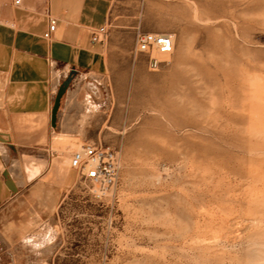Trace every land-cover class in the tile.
Listing matches in <instances>:
<instances>
[{
    "label": "rangeland",
    "instance_id": "obj_1",
    "mask_svg": "<svg viewBox=\"0 0 264 264\" xmlns=\"http://www.w3.org/2000/svg\"><path fill=\"white\" fill-rule=\"evenodd\" d=\"M107 25L72 150L112 149L117 181L6 206L0 264H264V0H114Z\"/></svg>",
    "mask_w": 264,
    "mask_h": 264
},
{
    "label": "crops",
    "instance_id": "obj_2",
    "mask_svg": "<svg viewBox=\"0 0 264 264\" xmlns=\"http://www.w3.org/2000/svg\"><path fill=\"white\" fill-rule=\"evenodd\" d=\"M15 1L0 0V136L8 142L0 141V212L19 200L51 207L74 185L69 158L83 142L82 106L110 70L99 30L114 0ZM48 16L57 23L46 40ZM71 73L53 128L54 96Z\"/></svg>",
    "mask_w": 264,
    "mask_h": 264
},
{
    "label": "built area",
    "instance_id": "obj_3",
    "mask_svg": "<svg viewBox=\"0 0 264 264\" xmlns=\"http://www.w3.org/2000/svg\"><path fill=\"white\" fill-rule=\"evenodd\" d=\"M19 2L16 0L14 3ZM56 23V19L48 16V29L43 36L44 39H50ZM107 31V24L99 30L102 34H107ZM92 41H96L95 36L92 37ZM172 48L173 37L168 33L137 32L135 36V55L145 54L153 59V56L170 54ZM69 166L82 184L92 187L100 194L106 193L117 181L119 163L116 153L109 148L82 144L71 152Z\"/></svg>",
    "mask_w": 264,
    "mask_h": 264
},
{
    "label": "water",
    "instance_id": "obj_4",
    "mask_svg": "<svg viewBox=\"0 0 264 264\" xmlns=\"http://www.w3.org/2000/svg\"><path fill=\"white\" fill-rule=\"evenodd\" d=\"M74 75V73H71L59 86L55 96H54V100H53V106L51 109V116H50V124L53 128L56 127V120H57V114H58V110H59V106H60V101L62 99V97L64 96L67 88L69 87L71 81H72V76ZM0 141L2 143L8 144L7 140L3 139L0 136Z\"/></svg>",
    "mask_w": 264,
    "mask_h": 264
}]
</instances>
